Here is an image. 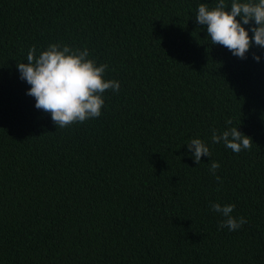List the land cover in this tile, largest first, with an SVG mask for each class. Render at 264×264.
Returning <instances> with one entry per match:
<instances>
[{"label":"trees","instance_id":"obj_1","mask_svg":"<svg viewBox=\"0 0 264 264\" xmlns=\"http://www.w3.org/2000/svg\"><path fill=\"white\" fill-rule=\"evenodd\" d=\"M216 2L0 0V264H264V49L211 45L195 15ZM50 44L120 82L100 117L61 129L35 108L16 64ZM228 127L251 148L214 144ZM212 203L247 222L220 229Z\"/></svg>","mask_w":264,"mask_h":264},{"label":"clouds","instance_id":"obj_2","mask_svg":"<svg viewBox=\"0 0 264 264\" xmlns=\"http://www.w3.org/2000/svg\"><path fill=\"white\" fill-rule=\"evenodd\" d=\"M239 18V19H237ZM195 21L206 26L207 37L211 45H220L240 59H246L247 53L255 45L264 49V0H217L213 7L201 3L198 5ZM246 29L245 26L253 25ZM249 31L252 36H249ZM256 62L261 57L252 54ZM27 62L17 63L20 79L30 85L26 93L35 99V108L51 115L57 128H67L76 123L101 116L104 106L103 94L112 90L119 92L120 82L105 80L106 64L89 59L87 48H70L67 45L50 44L37 55L33 46L27 53ZM233 121L228 119L227 125ZM211 140L214 144L223 143L234 153L251 148L252 139L238 131L237 127H228L222 133L212 130ZM188 150L194 153V161L200 164L201 157H210L209 147L200 139H190ZM220 165L211 162L209 171L215 175ZM217 181L220 177H216ZM212 211L224 219L219 228L236 231L247 221L231 214L235 205H210Z\"/></svg>","mask_w":264,"mask_h":264}]
</instances>
